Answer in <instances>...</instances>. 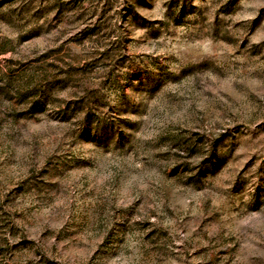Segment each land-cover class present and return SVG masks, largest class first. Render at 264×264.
<instances>
[{
	"label": "rangeland",
	"instance_id": "rangeland-1",
	"mask_svg": "<svg viewBox=\"0 0 264 264\" xmlns=\"http://www.w3.org/2000/svg\"><path fill=\"white\" fill-rule=\"evenodd\" d=\"M0 264H264V0H0Z\"/></svg>",
	"mask_w": 264,
	"mask_h": 264
}]
</instances>
